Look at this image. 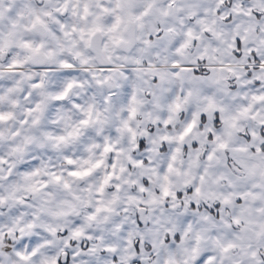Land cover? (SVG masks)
<instances>
[{
	"label": "snow or ice",
	"instance_id": "6c2138e0",
	"mask_svg": "<svg viewBox=\"0 0 264 264\" xmlns=\"http://www.w3.org/2000/svg\"><path fill=\"white\" fill-rule=\"evenodd\" d=\"M257 202L264 0H0V264H264Z\"/></svg>",
	"mask_w": 264,
	"mask_h": 264
},
{
	"label": "clouds",
	"instance_id": "9594fccd",
	"mask_svg": "<svg viewBox=\"0 0 264 264\" xmlns=\"http://www.w3.org/2000/svg\"><path fill=\"white\" fill-rule=\"evenodd\" d=\"M12 15H14V13H13ZM76 91H80V90L77 89ZM160 115H161L163 118H167V113H166V112H164V113H160ZM109 116L112 117V119H113V123H115L116 120H115V117L113 116V114L110 113ZM53 118H54V117H53ZM186 122H187V117H185L184 119H181L179 116H174V117H173V127H172L170 130H169V129L161 128L160 131H161L162 133H163V132H169V131H170V133H171L172 135H176L177 133L183 131V128H184V125L186 124ZM45 124L47 125V121H45ZM54 127H58V126H54ZM189 139H191V137H190ZM77 149L79 150V152L83 153V144H79V145L74 146L73 150H77ZM30 151H31V152H35L36 149L33 148V149H30ZM85 155H86V154H85ZM53 162H54V163H57V164L60 163V161H59L58 159H54ZM186 165H187V161H185V166H186ZM177 167H180L179 162L177 163ZM192 171H193V173H195L196 169L193 168ZM94 179H95V178H94ZM172 179H173V181H177V180H178V178L175 177V176H173ZM159 183H161V182H158V184H159ZM174 186H175V185H174ZM126 191H127V189H126ZM155 192L159 195V187H158V186L155 188ZM137 194H138V195H143V197H144L145 199H148V198H149L147 193H144V194L137 193ZM121 195L123 196L124 194L122 193ZM255 207H264V203H262V202H257V204L255 205ZM146 210H147V209H146ZM83 211H84V212H87V209H84ZM44 219H47V218H44ZM252 219H253L255 222L264 223V217H262V216L260 215V213H258V212H256V213L253 214ZM40 222H43V220L40 221ZM254 226H255V225H249L248 227L251 228V227H254ZM96 227H97L96 225H93V228H96ZM101 227H102V226H101ZM202 228H203V225H202V224H199V223L194 224L193 232L189 234V237H188L187 241H186L184 244L181 245L180 249H177V250H176V255H177V258H178V259H180V260L185 259V257H186L187 254L183 252V248H185V247H187V248H191V247L194 246V244H195V233H196L197 231L201 230ZM224 231H230V230H224ZM203 234L205 235V237H208L209 235H211V234H209V233H203ZM221 238H222V240H224L225 243H226L227 240H228V237H227V236H222ZM213 240H214V237H213ZM200 247H201V249L203 250V249H205V248H212V247H214V244H213L212 241H210V240H208V239H205L204 241L201 242ZM238 252H239V249H236V250H234L233 253H231L230 255H237ZM166 256H167V250L161 251V254H160L159 257H156V256H153V257H152L153 264H154V262H155L156 259H159V260L163 261V259H164Z\"/></svg>",
	"mask_w": 264,
	"mask_h": 264
}]
</instances>
